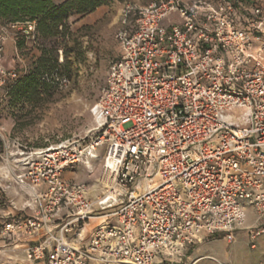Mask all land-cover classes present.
Instances as JSON below:
<instances>
[{
    "label": "built area",
    "instance_id": "built-area-1",
    "mask_svg": "<svg viewBox=\"0 0 264 264\" xmlns=\"http://www.w3.org/2000/svg\"><path fill=\"white\" fill-rule=\"evenodd\" d=\"M10 32L34 38L35 22L0 28V104L19 78L4 65ZM114 39L95 127L16 162L28 199L0 233L39 236L25 254L42 264H186L203 239L240 231L254 248L264 236V0L128 4ZM97 159L90 181L66 176Z\"/></svg>",
    "mask_w": 264,
    "mask_h": 264
},
{
    "label": "rangeland",
    "instance_id": "rangeland-1",
    "mask_svg": "<svg viewBox=\"0 0 264 264\" xmlns=\"http://www.w3.org/2000/svg\"><path fill=\"white\" fill-rule=\"evenodd\" d=\"M52 1L60 3L63 0ZM149 1L109 0L107 4L99 6L76 21L74 20L77 17L70 18L65 36H57L44 43L36 34L34 38L29 39L21 36L13 37L17 48L15 60L18 61L13 69L17 71L19 77L28 74L34 67L42 48L53 49L56 65L51 71H44L39 75L40 82L51 86L49 93L42 92L39 100L30 101L22 98L19 101H13L9 94L2 99L0 115L11 120L13 126L0 127V153L17 150L32 152L67 139L82 138L95 127L96 122L90 109L96 100L98 89L110 62L120 53L119 45L114 39V32L119 26L122 9L128 4L143 6ZM0 23L3 24L1 21ZM19 39L23 40L20 49L17 47ZM260 55L264 59V53ZM64 79H67L68 83H64ZM103 148V145L98 148L99 155L102 154ZM4 157L8 158L6 162L10 161L9 157ZM99 161L97 159L92 162L93 173L99 168ZM6 162L0 164V183L6 184V192H1L0 211L5 202L7 206L15 207L11 202L12 199L15 202L17 198L22 197L19 208L28 199L24 188L20 187L15 180L17 172L12 174ZM88 169L81 165L67 172L66 176L77 181H90ZM1 180L12 181L14 188L9 189V185ZM23 215H30V211L25 210ZM10 217L11 214L5 216L0 212V230ZM242 234L243 231L237 233L232 242H227L222 236L207 237L190 248L187 255L201 246L214 251L228 249V247H241L243 246ZM36 238L37 236L1 235L0 264H41L29 261L25 254L28 246L37 243ZM165 264L178 263L165 261ZM186 264H188L187 261Z\"/></svg>",
    "mask_w": 264,
    "mask_h": 264
},
{
    "label": "trees",
    "instance_id": "trees-1",
    "mask_svg": "<svg viewBox=\"0 0 264 264\" xmlns=\"http://www.w3.org/2000/svg\"><path fill=\"white\" fill-rule=\"evenodd\" d=\"M109 0H63L54 3L52 0H0V21L3 24L34 21L36 35L44 41L57 36H65L70 18L74 21L93 12ZM23 40L17 41L22 48ZM56 65L53 49L42 48L34 67L23 77H19L9 89L13 101L27 98L30 101L40 99L42 92L49 93L51 86L39 81V75L51 71Z\"/></svg>",
    "mask_w": 264,
    "mask_h": 264
},
{
    "label": "crops",
    "instance_id": "crops-1",
    "mask_svg": "<svg viewBox=\"0 0 264 264\" xmlns=\"http://www.w3.org/2000/svg\"><path fill=\"white\" fill-rule=\"evenodd\" d=\"M3 25L4 24L0 23V28ZM16 57H17L16 42L12 36V32H10L9 37L4 45V58H5L4 65L7 68L15 67V63L18 62L15 60ZM2 126L11 127L13 126V122H11V120H7L3 118L0 115V127ZM28 153L29 152H25V154ZM1 156L9 157L10 161L6 162V164L8 168L11 170L12 174H14L15 171L20 172V168L17 165L19 161L15 160V158L19 157L18 154H16V151H12V152L3 151L1 152ZM1 163H5V162L0 161V164ZM1 181L7 183L9 185V189L14 188L12 181L9 180H1ZM0 185H1L0 186V197H1L2 196L1 192L4 193L6 192L5 190L6 184L0 183ZM11 202L14 204L15 207H9L5 202L2 206L3 209L0 211L2 215L7 216L10 214L17 213L19 206L22 204V197L20 196V198H17L15 202L14 199H12ZM36 240H39V236H37ZM242 240H243V246L241 247L236 246L233 248L228 247V249L223 248L220 251H214L213 249H209L204 246L197 247L196 249H193L192 252L189 253V255H187L186 261L188 262V264H264V236H262L258 240L257 245L254 248L249 246V243L247 241L244 232L242 234Z\"/></svg>",
    "mask_w": 264,
    "mask_h": 264
},
{
    "label": "bare ground",
    "instance_id": "bare-ground-1",
    "mask_svg": "<svg viewBox=\"0 0 264 264\" xmlns=\"http://www.w3.org/2000/svg\"><path fill=\"white\" fill-rule=\"evenodd\" d=\"M94 120H95V118H94ZM16 154H18L19 157L15 158V160H18L20 163H24L26 161L27 157L28 156H31L30 153L25 154V152L22 151V150H17L16 151ZM87 166H88V168H91L92 167L90 163H88Z\"/></svg>",
    "mask_w": 264,
    "mask_h": 264
}]
</instances>
